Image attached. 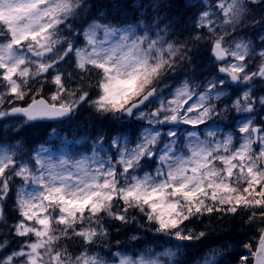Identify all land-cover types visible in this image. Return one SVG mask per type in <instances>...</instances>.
<instances>
[{
	"label": "snow or ice",
	"instance_id": "snow-or-ice-1",
	"mask_svg": "<svg viewBox=\"0 0 264 264\" xmlns=\"http://www.w3.org/2000/svg\"><path fill=\"white\" fill-rule=\"evenodd\" d=\"M252 5L264 9V0H185L191 30L173 40V25L165 23L175 7L170 0H126L116 7L143 17L135 25L97 17L79 31L76 18L95 7L87 0H0V106L11 105L0 118L71 120L87 104L113 122L107 136L101 129L91 138V156L46 158L50 150L41 145L24 160L19 149L0 146V264H181L177 254L208 236L189 227L193 218L236 215L239 208L250 210L247 222L260 236L255 245L244 243L236 264H264V116L257 114V107L264 113V94L255 93L264 82V34L256 47L233 35ZM262 21L253 24L264 32ZM202 41L211 51V79L202 85L185 79L165 96L161 79L191 61ZM49 76L54 87H47ZM85 83L96 89L95 98ZM26 98V106L14 103ZM154 101L159 106L146 113ZM126 117L150 127L133 131L130 140L131 126L121 123ZM221 118L231 119L238 141L232 133L218 138L212 125ZM180 125L209 130L203 139L187 131L181 140ZM153 165L154 174L144 171ZM17 179L23 182L15 192L19 219L8 224L5 206ZM136 212L141 227L166 238L163 250H111L105 217L129 224ZM76 237L81 246L73 251L67 241ZM97 244L108 250L94 251ZM210 252L213 259L203 264H221L228 246Z\"/></svg>",
	"mask_w": 264,
	"mask_h": 264
},
{
	"label": "trees",
	"instance_id": "trees-1",
	"mask_svg": "<svg viewBox=\"0 0 264 264\" xmlns=\"http://www.w3.org/2000/svg\"><path fill=\"white\" fill-rule=\"evenodd\" d=\"M125 2L126 0H87L88 4L95 7L76 18L73 24L74 29L79 31L82 26L85 25V21L89 22L92 19H96L101 12L104 13L107 22L110 23H136L137 20L143 19V17L139 16V14L134 15V11L131 8L125 9L116 7L117 5H123ZM170 2L175 6L173 10L177 11V14L188 15V13L191 11L189 8L181 6L183 5V1L181 0H170ZM163 13L161 12V16H164ZM151 15L155 16V13H151ZM173 16L174 15H172L171 21H165V23L171 22L173 25L169 32L170 34L175 33V35H172L171 38L173 40L185 38L186 33L173 31V29L176 27L180 28V24H182L184 21H182L180 18H174ZM184 25L185 24H183V27L185 28ZM161 27H163V25H161ZM189 46L191 47V45ZM207 49V47H203L201 45L198 48L193 49L191 61L183 62L177 66L175 72L166 74L161 79V83L167 80L170 76H178L186 72L188 69L190 70L195 68L196 64L200 62L199 60L201 57V59L205 61L207 58ZM64 68L71 70L70 66H64ZM84 87L87 89V91H89L90 94L96 93V89L94 87H89L87 83H85ZM112 123L113 122L110 119L107 121H102L101 118L97 117L90 108L88 109L85 106L81 108L79 112L73 118H71V120L65 123V127L68 128V130L65 132L67 139H70V142L75 139L72 134L76 132L79 124L81 127L78 131V134L82 135L85 139L89 138L91 135H97L101 129H103L105 136H107ZM44 137L45 129L43 128V124L27 125L25 126V129H22L15 134L9 136L0 134V142L5 143L18 141L17 143L21 144L22 146L27 145L30 147L32 144L40 142ZM11 200L12 198L6 202L5 206V216L7 218L8 224L14 222L18 214L15 211ZM134 214L137 219L135 222L129 224H121L119 221H113L110 218L105 217V222L109 229L108 239L110 241L111 250H114V248H121L129 251L133 250V252H140L152 245L155 247H166V245H163L162 243V240L166 238L158 239L154 233L147 231L145 227H141V225L144 224L143 217L138 212ZM249 215L250 210L239 208L238 214L236 215L230 213L227 215L213 213L211 215L205 214L199 219L193 218V220L189 223V227L196 232L206 231L208 236L204 241L194 242L193 246L184 249L181 253H178L176 259L179 260L181 264H185L184 255L189 252L194 253L195 251H199L197 250V247L200 246L201 249L205 250H201L205 254L204 258L202 259L204 262L205 257H207L209 260L213 259L210 252L211 249H218L222 245H227L228 250L232 252V258L228 252V255L223 257L222 260L224 261H221V264H236L239 254L241 252H246V249L243 247L244 243H247L250 240L252 244L255 245L260 236V228L247 222ZM256 223L258 224L259 220H257ZM133 236L138 237V239H131ZM78 240L79 238L76 237L73 238V240L67 241V247L73 251H76L81 246L80 244L74 242ZM117 241H119V244H117ZM15 246L16 244L13 243L12 247ZM91 247L97 251L101 250L105 252L108 250L103 244H97ZM229 258L230 262L227 261ZM215 259H221L219 253H217Z\"/></svg>",
	"mask_w": 264,
	"mask_h": 264
},
{
	"label": "rangeland",
	"instance_id": "rangeland-1",
	"mask_svg": "<svg viewBox=\"0 0 264 264\" xmlns=\"http://www.w3.org/2000/svg\"><path fill=\"white\" fill-rule=\"evenodd\" d=\"M197 0H192V3H196ZM253 9V7H252ZM258 8H256L257 10ZM255 10V9H254ZM252 18H257L256 16H252ZM252 19V21H253ZM250 21H251V18L249 17V15H247L245 21H244V25H242L240 28L242 27H248V29H242L244 30V33L242 35H239V36H236L237 39H243V40H246V41H253V46L256 47L260 44V40H259V35L260 34H264V32H262L260 30V27H259V24L258 25H254L252 26L251 28V25L250 24ZM185 22H187V29L190 31L191 30V24H192V18L191 16L189 17V19H187ZM264 23V22H263ZM248 25V26H247ZM255 27V30H253ZM187 36V34H186ZM185 36V38H186ZM201 46L204 47V42L202 41L200 43ZM256 60L258 62L259 58L256 57ZM204 61V60H203ZM212 65H213V60L209 61V60H205L202 65H197L196 68V72L195 74L198 72V73H202L203 76L201 78H198L196 79V76H194L195 74H192V75H188V76H184V77H180L179 79L177 80H173V81H170L167 83V86H162V89H163V94L165 96H169V94L171 93L172 90H174L177 86H179L185 79H188V80H191V82L193 84H203V83H206L207 79H211V76L208 75L209 73V70L212 68ZM253 70H255V68H253ZM218 75V74H216ZM256 86V85H255ZM264 94V93H262ZM159 106V101H154L153 103H150L149 106L147 108H144L143 110L147 113L151 110H154V108L158 107ZM1 107V106H0ZM260 111L259 107H257V112ZM231 115H235V113H232L230 114ZM260 116H264V114H261ZM9 116H6V117H3L4 119L5 118H8ZM223 121L225 122H230L232 124V121L231 119H225V118H221ZM9 120L7 123H5L4 125H1L0 128L3 129L4 131L9 129L10 127L12 126H16L18 125L19 121H16V119H7ZM220 120V119H218ZM124 124H132L134 126H136V128L134 129V131L137 133V135L139 134L140 131H143L144 129L146 128H149L150 126L148 125L147 121L145 120H138V119H135V118H125L123 121H122ZM233 125V124H232ZM203 125H200V127H202ZM168 127H172V126H165L163 127L165 130L168 128ZM205 128V126H204ZM235 128V127H234ZM191 131H197V129H192ZM182 133V132H181ZM199 133V132H198ZM228 133H231V132H228V131H225L223 132L221 135H218V138L222 137L224 134H228ZM128 134V133H127ZM200 134V133H199ZM129 135V139L130 140H134L136 137L133 136L132 134H128ZM201 139H203L201 137ZM46 147V146H45ZM40 148V146L36 149L38 150ZM48 148V147H47ZM49 149V148H48ZM50 150V149H49ZM61 155H66V156H70L72 157L70 154L67 153V150L66 149H60V150H57V152H54L52 150L49 151V153L45 154L46 158L47 157H51L52 159H55L57 158L58 156H61ZM81 156H84V155H80V156H77L76 158H79ZM20 158H23L24 160H27L25 157L23 156H18ZM154 169H155V165H153L151 168H148L146 167L144 169V171H151L153 172L154 174ZM144 172H140V175H143ZM23 182L20 181L19 179L16 180L15 182V185L13 187V193L15 195V192H16V188L19 187ZM161 251V250H160ZM156 252H159V251H156ZM126 254V253H125ZM129 255V254H128Z\"/></svg>",
	"mask_w": 264,
	"mask_h": 264
},
{
	"label": "bare ground",
	"instance_id": "bare-ground-1",
	"mask_svg": "<svg viewBox=\"0 0 264 264\" xmlns=\"http://www.w3.org/2000/svg\"><path fill=\"white\" fill-rule=\"evenodd\" d=\"M181 1H183V4L185 3V0H181ZM163 13V12H162ZM261 14H264V11H261L260 12ZM164 15H167L168 13L167 12H164L163 13ZM172 15H174L173 17L174 18H180V19H182V21H184L182 24H180V28H174L173 29V31H176V32H184V33H186L187 34V32L189 31L187 28V22H185L187 19H189V17L186 15V14H183V15H181V14H177V11H175V10H173V14ZM183 24H185L184 26H185V28L183 27ZM182 29V30H181ZM234 35V34H233ZM201 63H203L204 61H203V59H201L200 58V60H199ZM197 250H199V251H195L194 253H191V252H189V253H186L185 255H184V260H185V264H202V259L204 258V256H205V254H204V252L203 251H201V250H204V249H201V247L200 246H198L197 247ZM205 251V250H204ZM228 252H229V254H230V257L232 258V252L230 251V250H228ZM228 255V254H227ZM221 261H224V260H221ZM227 261L228 262H230V258L229 259H227Z\"/></svg>",
	"mask_w": 264,
	"mask_h": 264
}]
</instances>
